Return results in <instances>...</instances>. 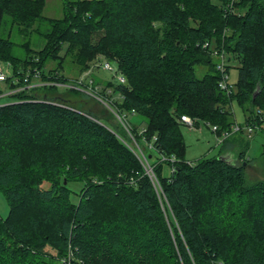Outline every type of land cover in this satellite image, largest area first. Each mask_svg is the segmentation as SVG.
Wrapping results in <instances>:
<instances>
[{"label":"trees","instance_id":"1","mask_svg":"<svg viewBox=\"0 0 264 264\" xmlns=\"http://www.w3.org/2000/svg\"><path fill=\"white\" fill-rule=\"evenodd\" d=\"M44 2L0 0V26L7 15L20 34L39 32ZM230 2L66 1L23 58L0 37L10 67L0 90V264H264V180L245 173L258 134L243 129L264 127V0ZM219 55L226 74L238 63L229 93L218 87ZM104 61L125 83L94 79ZM233 101L244 116L237 132ZM113 110L144 146L157 188ZM182 115L216 127L218 139L229 133L216 157L186 161ZM162 156L175 158L173 173ZM73 181L82 182L75 203Z\"/></svg>","mask_w":264,"mask_h":264},{"label":"rangeland","instance_id":"2","mask_svg":"<svg viewBox=\"0 0 264 264\" xmlns=\"http://www.w3.org/2000/svg\"><path fill=\"white\" fill-rule=\"evenodd\" d=\"M66 1H74V0H45L44 6L42 9V20L37 23L39 32H30L29 35H22L17 32L16 27L12 25L10 18L7 15L2 17V22L0 26V37L7 38L13 42L12 53L19 58H23L25 56V47L23 44H28L30 48H40L44 43V38L42 34L45 33L49 25L47 23L48 19H60L63 16V6ZM95 40V38H94ZM97 62V61H96ZM96 62L94 64H96ZM3 66L6 67L7 73H10V67L1 62ZM228 82L235 83L237 79V67L238 63L230 62L228 63ZM50 67V66H49ZM71 70V69H70ZM205 69L203 66L196 67V77L201 78L204 74ZM75 72L69 71L67 75L68 78H73ZM82 76V75H81ZM81 76L79 78H81ZM115 74L110 71H105L101 67L97 68L93 72L94 79H102L103 81H110V79H114ZM0 90L3 92V95L9 91L8 87L4 82H0ZM82 90V89H81ZM69 98V97H68ZM89 102V99H84ZM6 101L5 98L0 100V103ZM90 103V102H89ZM56 104V103H54ZM59 105V104H56ZM62 106V105H60ZM99 108V107H98ZM231 111L233 113V118L236 124L241 125L244 122V116L241 107L233 101L231 103ZM132 125L136 126L138 130H140L144 121L139 115H131L128 119ZM101 123L109 125V123L101 119ZM181 131L183 134L184 142H185V159L188 162H195L200 158H212L216 157L219 151L222 150L221 145L216 144V134L212 131L211 127H206L203 124H200L197 128L189 129L186 126L181 127ZM233 139L228 141L231 142ZM230 144V143H229ZM142 147V143H140ZM221 146V147H220ZM231 146V144H230ZM228 147L227 149L233 150V146ZM264 146V136L258 133L257 136H254L253 139L248 141V149L246 152V157L248 159L249 165L245 168L246 173V182L253 183L258 180H264V163L261 159L257 158L260 156L261 147ZM226 149V147H225ZM169 173L168 169L163 167V175ZM82 186V182L73 181L68 184V187L72 190L70 194V201L75 203L77 201V194ZM8 213L7 202L0 192V216L3 218Z\"/></svg>","mask_w":264,"mask_h":264},{"label":"built area","instance_id":"3","mask_svg":"<svg viewBox=\"0 0 264 264\" xmlns=\"http://www.w3.org/2000/svg\"><path fill=\"white\" fill-rule=\"evenodd\" d=\"M232 2H234V0H231L230 3H232ZM214 54H215V56H217V53H214ZM219 58L220 59L218 61V64H217L216 68L220 72L221 79H220V81L218 83V87L220 88V90L229 93L230 90H231V86L228 83V76L226 74L224 59H223L222 55H219ZM101 67L104 70H112L113 73L115 74L114 77L116 78V81H118L120 84L125 83L124 77L118 71H115L114 68L112 69V65L109 62H107V61L102 62ZM36 75H37V72H36ZM8 76H9V73H7L6 67L3 66L0 63V82H5V80L7 79ZM16 81H17V79H14V82H16ZM35 85H37V83L29 84L27 87L28 88H32ZM87 93L90 94V95H93V97H95L96 99L100 100L97 97V95L94 94L93 92L87 91ZM112 112L115 114V116L117 118V121L122 123V125L124 126L125 131L127 132V134L131 138V143H130V145L127 144V146H129V149L138 158L139 162L141 163V165L143 167L144 173L147 175V177L150 179V181L153 183V185L157 188L158 183H157L156 178H155L154 173H153V166L150 165L147 162V158H146V155H145V152H144V146L141 147L134 140V138L130 135L128 127L123 122L124 118L122 116L118 115L114 110ZM180 122L183 123L189 129L194 128L193 122L185 115H182L180 117ZM243 129H244L245 133L249 137L252 136L253 134H258V133H261V132H262V135L264 136V127L261 128V127H259L257 125H246V126L243 127ZM239 130H240V126L238 124L234 123L232 125L231 132H237ZM212 131L215 132L216 131V127H212ZM227 136H229V133L228 132H223L221 134V139L220 138L219 139L216 138V139L222 140V139L226 138ZM218 140H216V141H218ZM144 143L146 145V148H150V145H148V143L146 141H144ZM159 160L160 161H167L168 160V162L170 163V172L173 173V171H174V163H175V158L174 157H170V158L167 159L166 157L162 156Z\"/></svg>","mask_w":264,"mask_h":264},{"label":"crops","instance_id":"4","mask_svg":"<svg viewBox=\"0 0 264 264\" xmlns=\"http://www.w3.org/2000/svg\"><path fill=\"white\" fill-rule=\"evenodd\" d=\"M234 154H235L234 150L231 151L230 149H226L224 150V153L222 154V156L229 158V160H231L232 158H234Z\"/></svg>","mask_w":264,"mask_h":264},{"label":"water","instance_id":"5","mask_svg":"<svg viewBox=\"0 0 264 264\" xmlns=\"http://www.w3.org/2000/svg\"><path fill=\"white\" fill-rule=\"evenodd\" d=\"M221 158H222L223 160H225V161H228V160H229V158H226V157H224V156H221ZM64 183H65V181H64Z\"/></svg>","mask_w":264,"mask_h":264}]
</instances>
